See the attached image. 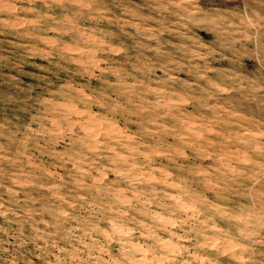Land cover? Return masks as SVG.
<instances>
[{"label": "rangeland", "instance_id": "obj_1", "mask_svg": "<svg viewBox=\"0 0 264 264\" xmlns=\"http://www.w3.org/2000/svg\"><path fill=\"white\" fill-rule=\"evenodd\" d=\"M0 264H264V0H0Z\"/></svg>", "mask_w": 264, "mask_h": 264}]
</instances>
